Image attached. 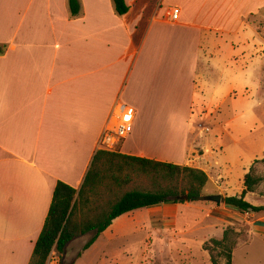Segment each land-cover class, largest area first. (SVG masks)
<instances>
[{
    "label": "crops",
    "instance_id": "1",
    "mask_svg": "<svg viewBox=\"0 0 264 264\" xmlns=\"http://www.w3.org/2000/svg\"><path fill=\"white\" fill-rule=\"evenodd\" d=\"M78 1L79 14L71 17L68 0H0V264H28L56 184L81 189L119 103L134 112L128 136L116 146L120 154L205 174L218 167L203 135L209 128L192 123V112L207 89L202 104L221 105L231 96L222 66L228 59L200 57L199 45L183 41L215 28L192 16L187 0H124L129 11L123 16L111 0ZM255 2L242 7L243 19L254 15ZM200 77L212 85L200 89ZM213 180L209 195L219 189ZM165 205L116 218L79 257L102 241L142 231L144 210L155 227L146 238L164 236L167 220L159 209ZM58 259L52 251L48 264Z\"/></svg>",
    "mask_w": 264,
    "mask_h": 264
},
{
    "label": "rangeland",
    "instance_id": "2",
    "mask_svg": "<svg viewBox=\"0 0 264 264\" xmlns=\"http://www.w3.org/2000/svg\"><path fill=\"white\" fill-rule=\"evenodd\" d=\"M249 1L187 0L189 9L194 10L192 16L215 29L192 37L194 44L192 39L183 41L194 47L199 45L197 51L200 57L228 59V63L222 66L228 71L229 86L233 89L231 96L221 105L216 102L202 104L203 96L208 97L210 94L207 89L203 95L199 93L196 97L192 112V123L201 122L209 128V132L203 135L211 152L210 160L218 164V167L211 165L212 170H207L206 174L208 182L214 179L218 183V192L213 195H220L222 200L239 195L243 189L244 176L251 172L261 181L253 193L245 196V200L254 206H264V83L260 84V78L264 80V0H256L252 8L254 15L243 19L240 10ZM229 2L237 5L235 10L228 6ZM177 6L184 9L182 3H176ZM225 6L226 10L231 11L227 12ZM203 12L208 17L205 21L199 17ZM227 13L231 20L223 24L220 20L227 18ZM242 20L244 22L241 24ZM254 26L260 34H257ZM223 28H229V32H221ZM170 38L167 33L166 39ZM252 73L257 74L254 79L250 77ZM198 85L203 89L204 85L208 87L212 84L200 77ZM142 182L146 183L145 180ZM206 186L203 196L209 195ZM159 210L167 220L164 236L146 238L147 232L153 233L155 227L144 210L142 231L130 238L109 243L102 241L95 250L77 260L74 255L80 244L75 240L67 246L65 252L68 257L63 256L62 263L211 264L209 253L204 247L211 246L212 240H220L223 232L230 230L234 233L232 239L235 244L232 264H264V213H239L227 208L223 201L220 204L201 201L166 204ZM91 235L93 232L87 239ZM122 245L126 246L125 253L121 249ZM223 263L224 260L219 258L218 264Z\"/></svg>",
    "mask_w": 264,
    "mask_h": 264
},
{
    "label": "trees",
    "instance_id": "3",
    "mask_svg": "<svg viewBox=\"0 0 264 264\" xmlns=\"http://www.w3.org/2000/svg\"><path fill=\"white\" fill-rule=\"evenodd\" d=\"M111 1L118 16L127 14L129 8L124 0ZM68 7L71 17L79 14L78 0H68ZM3 51L4 47L0 46V54ZM260 181L251 172L247 173L241 193L223 198V204L239 213H264V206H254L245 200ZM207 182V175L198 169L128 157L120 154L118 147L115 152L99 150L79 191L62 182L56 184L28 264H48L52 251L59 256L56 264H63L62 255L73 240L94 232L83 247L84 252L113 220L129 212L163 204L199 202ZM232 235V231L225 230L220 240H212L211 246L204 247L211 264H218L219 258L224 260L223 264H232L235 245Z\"/></svg>",
    "mask_w": 264,
    "mask_h": 264
},
{
    "label": "built area",
    "instance_id": "4",
    "mask_svg": "<svg viewBox=\"0 0 264 264\" xmlns=\"http://www.w3.org/2000/svg\"><path fill=\"white\" fill-rule=\"evenodd\" d=\"M178 16L176 10L171 11L170 17L175 20ZM134 112L124 104H117L99 140L98 147L107 152H115L116 146L124 140L130 131ZM208 128H204L207 131Z\"/></svg>",
    "mask_w": 264,
    "mask_h": 264
},
{
    "label": "water",
    "instance_id": "5",
    "mask_svg": "<svg viewBox=\"0 0 264 264\" xmlns=\"http://www.w3.org/2000/svg\"><path fill=\"white\" fill-rule=\"evenodd\" d=\"M201 202H211V203H215V204H220L222 201V197L220 195H206V196H201L198 199ZM91 238L87 239V237L85 238H81V239H75L78 241L73 240L70 244H72L74 241L80 244V247L77 251V253L74 255L75 258H78V255L82 252L83 247L86 245V243L90 240ZM69 244V245H70ZM68 245V246H69ZM68 248V247H67ZM66 248V249H67Z\"/></svg>",
    "mask_w": 264,
    "mask_h": 264
}]
</instances>
